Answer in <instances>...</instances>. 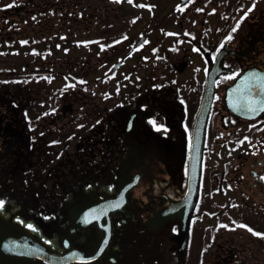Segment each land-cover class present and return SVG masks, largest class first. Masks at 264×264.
I'll use <instances>...</instances> for the list:
<instances>
[{"label":"flooded vegetation","instance_id":"obj_1","mask_svg":"<svg viewBox=\"0 0 264 264\" xmlns=\"http://www.w3.org/2000/svg\"><path fill=\"white\" fill-rule=\"evenodd\" d=\"M18 1L6 8L8 0H0V33L9 21L10 9H23L27 13L33 3L39 17L40 0ZM121 2L132 10H144L149 16L144 34L137 36L132 32V58H139L132 65V99L135 100L137 88H144L145 94H150L143 108L135 103L132 110V174H123L110 189L87 187L89 183L102 184L100 180H72L71 165L67 175L72 187L62 176L53 178L56 173L48 171L53 163L39 165L34 160L48 152L39 145V136L48 131L51 123L56 127L60 118H32L33 130H28L27 118L22 115L7 118L8 101L3 93L0 183L8 195L0 194V199L5 201L0 214L21 232L18 230L13 232L15 236H10L16 251L3 255L0 264H264V236L255 234L264 233V107L262 110L259 107L264 104V96L259 100V96L249 93L264 88V0ZM141 36L143 41L137 44ZM227 36L230 38L226 40ZM3 38L0 34V40ZM36 38H40L39 34ZM145 42L149 44L148 55H142ZM35 47L37 89L41 72H52L57 62L51 59L55 49L49 51L46 63L40 44ZM145 64L148 70L140 76L137 70ZM65 69L71 77V64ZM232 72L235 75H229ZM7 74L6 58L0 54L1 87L5 86ZM206 84L212 96L206 117L196 206L201 199L202 203L213 204V209L200 206L197 210L195 206L186 240L180 246L175 239L178 219L164 226L146 222L177 197L168 198L163 188L153 191L151 176L141 184L142 171L137 161L161 160L162 173L176 179L183 190L185 156L190 150L193 125ZM227 89L245 92L241 113L224 104ZM35 96L38 97L36 92ZM154 99L158 104L155 105ZM66 107L62 106L59 114H65ZM14 135L22 145L19 151L25 148L35 154L32 162L26 156L19 163L18 188L7 184L15 175L10 176L13 159L8 156ZM68 135L55 134L50 142L53 145ZM82 138L85 139L81 151L87 154L88 133ZM31 171L33 178L28 177ZM161 179L166 180L164 176ZM130 181L135 183L126 189L125 199L105 203ZM29 223L34 227L29 228ZM36 247L46 252V260L34 255Z\"/></svg>","mask_w":264,"mask_h":264},{"label":"trees","instance_id":"obj_2","mask_svg":"<svg viewBox=\"0 0 264 264\" xmlns=\"http://www.w3.org/2000/svg\"><path fill=\"white\" fill-rule=\"evenodd\" d=\"M16 3L17 0H9V4ZM29 7L28 13L23 12L20 16L11 17L10 14L8 17L11 19V22H8L0 33L4 36L0 40L2 44L0 54L6 58V65L8 67L7 80L3 88L0 82V95L1 93L2 95L3 93L7 95L8 118H20L22 115L23 118H27L28 129L33 130L32 118H57L56 107L59 102L66 101V97L63 98L65 94L61 93V91L67 86L68 80L62 76L64 82L60 86L52 85L53 83H58L60 80L58 77L54 78L49 72H44L39 77V81H42L43 87L46 88L45 91L52 92L48 96V100H40L38 102L36 97H34L36 75L33 66V53L37 43L41 45L42 56H45L55 46L56 53L61 50L63 57H66V54L70 51V48L66 45L71 42L78 43V46L86 43L87 51L82 48L78 49L79 51L76 49L77 53L71 56L72 60H74L73 67L78 66L77 68L80 71L72 68L71 83L73 91L71 95L72 102L70 103L75 106L73 115H84V118H86L89 114L92 116L95 115V112L97 114L95 118L83 119L82 123L78 122L77 124L80 127L81 124H83L82 127L88 124L86 132H88V138L91 141L88 145L89 149L87 148V152L89 151L87 166H83V169H81L80 167L83 163L73 162L72 168L73 171L75 169L78 171V175L83 172L87 179L104 181L102 184L97 182L89 183L87 185L89 188H113L114 181L118 179L121 172L125 171V168L121 167L120 160L123 153L117 151L120 147H124V136H122V133L118 134V126L122 123V121L118 122V118H121L123 115L120 108L125 105V97L128 103L132 101V65L126 66L125 64L131 51L119 54L120 50L118 46L124 40H127L126 38L129 35L127 30L128 26L131 27L132 16L129 15L123 18V21L128 25L127 27L122 26L120 30L111 32L110 34L103 32L106 31V25L111 27L115 21H109L113 19V16L106 11L113 12L115 8L123 10L125 6L121 0H40L39 17H36V9L33 7V3ZM14 11L12 15L16 14ZM136 17L139 18V14ZM90 27H93L91 31L97 33L96 37H92L93 39L83 38L84 31L88 34ZM103 27L105 29L102 30ZM38 33H41L39 39L36 38ZM131 40L127 41L128 45H132ZM90 54L93 55V58L89 57ZM21 55H23V59ZM113 60H121L122 68L120 72L112 68L111 62ZM82 69H85V71H81ZM92 73L93 77L91 79L84 77ZM24 86L30 92V95L24 96V101H22L21 94L25 90ZM89 91H92L93 95L97 96V100L98 98L102 102L109 100L111 103L107 104L106 109L99 110V107L104 108V106L98 105L96 100L91 102L93 104L89 103L91 107H88V104L86 103L85 105L82 99L86 96L84 93ZM60 93L61 97H59ZM115 110L117 112H114ZM110 114L115 115L114 118H116L110 122L111 127L113 123L116 126L114 129L110 127L109 123L104 126V122H102ZM99 123H102V125L100 126ZM96 127L98 132L95 130ZM11 140L14 147L12 150L9 149L8 156L10 159H13V163H17L20 155L18 136L14 135ZM71 140L74 139L72 138ZM29 145L32 146L33 143ZM66 146L70 147L68 150L71 151L73 144L69 141ZM92 148H95L93 152L97 154L91 152ZM59 149L57 155L65 151L63 148ZM30 151V154L34 157V152ZM99 153H101V157L110 156V158L103 160L100 158ZM16 167L18 168V165ZM74 177L75 175L72 173V178ZM108 180L112 183H107ZM200 206H205L206 210L213 209V204L208 202L202 203L201 199H199L198 206H196L197 210ZM221 221L223 226L227 225L226 218H221ZM191 242H193V239Z\"/></svg>","mask_w":264,"mask_h":264},{"label":"rangeland","instance_id":"obj_3","mask_svg":"<svg viewBox=\"0 0 264 264\" xmlns=\"http://www.w3.org/2000/svg\"><path fill=\"white\" fill-rule=\"evenodd\" d=\"M8 2H9V0H8ZM12 5L13 4H8V6H6V8L7 7H10L11 8V7L14 6V5L13 6ZM123 8H124L123 10L122 9L115 8V10H113V12H111L109 10L106 11L110 15L113 16V19H110L109 21H115V22L112 24L113 26H111V27H108V25H106V31L103 32V33H110L111 34V32H115V31L120 30V28L122 26H126L127 27L128 25L126 24V22L123 21V18H126L129 15L130 16H134V15H138V14H143L142 17L138 21L134 22L135 24L133 26L134 27L133 30H132V24H131V27L128 26L127 33L129 35L126 38L127 40H124L122 42V44L120 46H118L119 47V50H120L119 51V54L120 53L121 54H125V53L131 51V54L128 56V59H126L125 64H126V66L127 65H133L134 66L136 64V62H139V61H137V60H139V58L136 57L137 58V59H135L136 61L132 58V45H128V42L127 41H130V39H132V32L133 33L135 32V34H136L137 32H140V31L143 32L144 30H146L147 27H145L144 25L146 24L145 21H148L149 16L146 15V13H145L144 10H139V9L138 10H134V9L132 10V8L129 7L128 5H126ZM9 11L11 12V13H9V15L11 14V17H13V16H15V17L16 16H20L24 12L23 9H20L18 11L15 10L14 12L16 14L12 15V12L13 11L11 9ZM142 11H143V13H142ZM8 20H9L8 22H11V19L9 17H8ZM92 29H93V27H90L88 29L89 30L88 31L89 33L88 34H86V31H84L83 38H86L87 37V38L93 39L92 37H96L97 33L95 31H91ZM103 29H105V28L103 27L102 30ZM97 30H98V28H97ZM38 34L41 35V33H38ZM62 39H63V37H62ZM77 44L78 43L71 42L70 44L66 45V46H68L70 48V51L66 54V57H63L62 56L63 53L61 52V50H59V52H57L54 56L51 57V59L54 58V60H55V62H57V64L53 67V71L50 74L54 78H57L58 77L59 80H60V81H58V83H53L52 85H59L60 86L62 84V82H64V80L62 79V76H64L65 78H67L68 84L61 91V93L65 94L63 96V98L66 97V99H65L66 101L59 102L61 104L60 108H62V104H66L67 105V107L65 108V111L63 112L65 114H62L61 116L58 117L60 119H59V122L57 123V126L56 127L55 126L52 127L54 123H51V126L47 128L48 131L45 134L39 136V139H38L39 145L41 144V146H44L43 149L46 147V149L48 150V152L47 153L43 152V154L45 155V157H43L42 155L41 156H37L36 160H34L35 157H33V155L30 154L31 151H28V150H26L24 148L22 151H20V155L18 157V162L17 163H13L12 162V165L10 167L13 168V169H10V176H12L11 174H19V168H17V167L15 168V166L18 165V167H19V163L23 162L25 160L24 157L27 156L29 158L31 157L30 160H29L30 162H32L34 160V162L37 163V164H39V165H46L47 166L48 164H52L53 163L52 165H54V166L51 167L48 170V171H54L56 173L55 174L56 176L54 175L53 178H56V177L59 178L60 176H62V178H66L67 179L68 185L70 187H72L71 180H69L70 178L67 175V172H69L68 167H70V165L72 166V163L73 162H75V163L76 162L83 163L81 165V167H80L81 169H83V166H87V163L86 162H88L89 151L87 152V154H85V153L81 152L80 149L82 148L81 142L85 139V138H82V137L85 135V133H88V132H86L88 124L87 125H84V127H82L83 124H81V127L78 126L77 124H78V122L79 123L80 122L82 123L83 119L95 118L97 112H95V115H93V116L91 114H89L88 116H86V118H84V115H77L76 116L75 114L74 115L72 114L74 112L73 109L75 107L74 104L70 103V102H72L71 95H72V91H73V86H72V83H71L72 77L69 76V74H68L69 71L67 69H65V68H66V66L68 64H71L72 68H75L76 71H80V69L77 68L78 66L77 67H73L74 60H72V57L71 56L77 53V51H75L76 49L78 50V49L82 48L83 50L87 51V49H86L87 44L86 43H83L80 46H78ZM148 45L149 44L146 43V42H145V44H143V46H142V49H143L142 50V52H143L142 55H145V54L148 55L149 54L148 53V48L149 47H147ZM54 48H55V46H54ZM145 48H146V51H145ZM136 56H137V54H136ZM89 57L90 58H93V55L90 54ZM21 58H23L22 55H21ZM140 58L141 59H144L143 57H140ZM48 60H49V58L45 59V62L47 63ZM116 61L117 60H113L111 62V64H114ZM41 66H43V63L41 64ZM46 68H49L47 66V64H46ZM121 68H122V66L120 65L118 68H116V71L120 72ZM83 70L85 71V69H82L81 71H83ZM147 70H148V67L145 64V65H142L141 67H139L137 71L139 72V75L140 76H144V74H145V72H147ZM84 77L85 78L87 77V78L91 79L93 77V73L92 74H89L88 76L85 75ZM41 82L39 83V87L37 89L35 88V91L34 92H36V95H38V97L37 96H35V97H36V99L38 101H40V100H44L45 101V100H48V96L52 92L51 91H47L46 92L45 91L46 88L43 87V83H41ZM24 89L25 90H23V92H22L21 95H23V97L24 96H29L30 95V92L27 91V89L25 88V86H24ZM61 93L59 94V97H61ZM135 93L137 95L135 97V100L132 99L131 103H128L127 102L126 97L124 98V104L125 105H124V107L120 108V111H121V113L123 115L122 116L120 115L121 118H118V120H119L118 122L122 121V123L120 125L118 124L119 125L118 126L119 127L118 134H121L122 133L123 127H124V124H125V122H124L125 121V118H127L128 115H129V113L133 110V107H134L135 103H136V105H135L136 107L137 106H141L143 108L144 107V103L146 102L147 98L148 99L150 98V96H148L150 94H147V95L145 94L146 93V89H144V88H141V89L140 88H137L136 91H135ZM84 94L86 96H85V98H83L84 100L82 99V102L85 105L87 103L88 104V107L90 106V104H93V103H91L92 101H96L97 100L96 99L97 96L93 95L92 91H89V92L84 93ZM1 96H2V93L0 95V99H1ZM153 96H154V98H156V95H153ZM7 101H8V98H7ZM110 103L111 102H109V100L108 101L106 100L105 102L100 101L99 98L97 100V104L98 105L104 106V108H100L99 107V110L106 109V107L108 106L107 104H110ZM154 103L156 105V104H158V101L156 99H154ZM58 112H59V110H58ZM114 112H117V110H115ZM114 117H115V115L110 114L109 117L104 118L103 121H102V122H104V126L107 123H109L110 124V127H111V123L110 122L113 121L114 119H116ZM7 118H8V116H7ZM42 118H49L50 119L52 117H42ZM123 119H124V121H123ZM61 124H62V126H61ZM99 124H100V126L102 125V123H99ZM99 124H98V127H99ZM111 128L112 129L116 128V126H114V123H113V125H112ZM95 130L98 132L97 127L95 128ZM63 132H66V133H68L71 136L75 135L74 137H72L74 140L71 143L73 144V147L74 148L77 147V150L73 151L74 150L73 147H72V150L71 151L68 150V148H70V147L65 146V141H63L59 145L53 144L55 146H53L51 144L52 142H50V140L54 137V135L55 134H58V133H63ZM88 141H89V138H88ZM123 143H124V147H120V149H118L117 151L123 153L122 154V157L120 159L121 160V164H122L121 167L122 168H125V172H127V173L129 172L128 174L131 175L132 174V164H131L132 163V130H130L125 135V137L123 138ZM19 145L22 147V145L20 143H19ZM13 147H14L13 141L10 139L9 149L12 150ZM62 147L65 149V151L62 152V154L58 158H56L55 156L57 155L58 149L59 148L62 149ZM94 149L95 148H92L91 152L93 154H97L96 152H93ZM99 154H100V158H102L103 160L110 158V156L109 157L108 156L107 157H101V153H99ZM69 156L71 157V160L69 159L70 158ZM139 157H141V156H139ZM158 157L160 158V156H158ZM2 158H3V156L0 155V163H2V161H3ZM150 160L151 161H148V159H143V160L142 159H138V161H137L138 169L142 171V178L140 180L141 184H142V182L145 179H147V181H148L150 179V176L152 178V181L151 182H152L153 191H158L163 186L165 187V185H164L165 181H172L173 184L176 183V179H173L172 180V178L170 176L166 175L165 173H162L163 171L161 169H163V165L164 164L162 163L161 160H155V159H151V158H150ZM43 162H46V163H43ZM3 164H4V162H3ZM0 167H1V165H0ZM1 170H2V168H0V171ZM37 172H38V170H37ZM72 172L75 173V177L72 178V180H74V181L75 180H78L79 175L80 176H83L84 175L83 172H81L79 175H77L76 169L74 171L72 170ZM118 172H119V170H118ZM123 174H125V173H122L120 176H123ZM162 176H164L166 178V180L165 179L164 180L161 179ZM28 177H30V178H33L34 177L33 176V171H31V173L28 175ZM20 178H21V175H18L16 178H14L13 180H11L10 182H7L8 187L9 186H13V188H18V186H19L18 180H20ZM0 179H2L1 176H0ZM161 184H163V185H161ZM6 187H7V185H6ZM1 189H5V186H4L3 183H0V190ZM80 189H81V187L79 189H76L75 191H79ZM7 192L10 193V191H7ZM0 194L1 195H8L7 193H5V190L2 191V192H0Z\"/></svg>","mask_w":264,"mask_h":264},{"label":"water","instance_id":"obj_4","mask_svg":"<svg viewBox=\"0 0 264 264\" xmlns=\"http://www.w3.org/2000/svg\"><path fill=\"white\" fill-rule=\"evenodd\" d=\"M143 38H140L139 42ZM138 42V43H139ZM119 64L117 62L114 67ZM208 84H206V88L203 92L202 103L200 109L197 113V116L194 121L192 137H191V147L188 156V164H187V182L185 192L179 200L171 202L168 206H165L163 209L159 210L154 216L147 219V223L152 224L154 226L165 225L168 221L178 219L179 220V230L178 235L175 239L179 241V245L182 246L186 239L187 228L189 224V220L191 218L199 190V178H200V170H201V160H202V148L204 142V134H205V125L207 112L209 109V103L211 101L212 90L208 89ZM245 92L227 89L224 96V103L229 109H233L237 113L242 112V103L241 99ZM249 93L254 94L255 96H259V100H263L264 96V88L259 91H250ZM260 109L264 107V104L259 106ZM132 128V113L130 114L126 127L125 133H127ZM132 182L125 184L121 187L120 191L114 197L112 202H118L119 200H123L125 198V191L127 187H130ZM111 200L105 201V203L111 202ZM18 227L12 225L10 221L4 220L2 215L0 214V258L3 255L10 254L12 251H16L12 242L9 240L10 236H15ZM21 232V230H20ZM9 236V237H7ZM24 236V235H23ZM25 237V236H24ZM34 242H37L33 237L30 236ZM9 248V250L5 249ZM36 253L34 255L45 257L46 252L41 249V247H36ZM9 251V252H6ZM17 253V252H14ZM46 260V258H44Z\"/></svg>","mask_w":264,"mask_h":264},{"label":"snow or ice","instance_id":"obj_5","mask_svg":"<svg viewBox=\"0 0 264 264\" xmlns=\"http://www.w3.org/2000/svg\"><path fill=\"white\" fill-rule=\"evenodd\" d=\"M178 6H179V5H178ZM229 38H230V36L225 37L226 40L229 39ZM229 75H235V73L232 72V73H229ZM4 203H5V201H4L3 199H0V206H3ZM16 219L19 220L20 217L17 216ZM27 226H28L29 228H33V227H34L31 223H29ZM245 227H247V225H245ZM173 230H175V229H173ZM255 234H256V235H259V236H264V233H260V232H256Z\"/></svg>","mask_w":264,"mask_h":264}]
</instances>
